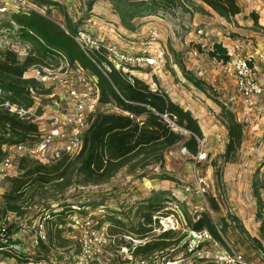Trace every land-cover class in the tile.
<instances>
[{
	"label": "rangeland",
	"instance_id": "374dc122",
	"mask_svg": "<svg viewBox=\"0 0 264 264\" xmlns=\"http://www.w3.org/2000/svg\"><path fill=\"white\" fill-rule=\"evenodd\" d=\"M22 1L33 6L35 4V8L39 7L35 0ZM55 1L59 2L61 11L51 7L50 12L46 13L50 19L64 27L63 18L66 14L73 23L80 22L81 31H84L90 40L104 39V42L128 51L136 52L143 48V43L148 37V28L155 26L159 34V42L166 50L164 67L157 74L150 68H140L134 72L138 78L148 83L151 89L159 88L165 91L172 101L191 112L205 137L201 148L206 153V158L196 160L187 150L184 153L182 151L184 147L179 142L163 152L162 162L152 160L142 167L138 164V160L133 158L103 183L73 185L64 193L65 199L61 200L77 205L92 202H99L102 205L94 208L88 205L76 210L74 216L79 221L78 227L85 228L83 232L84 234L87 232L88 236L83 234L78 238L79 235L73 232L74 228L71 226L73 215H69L66 224L62 227L63 246L52 247L50 252L37 244V236L43 235L45 230L38 218H31L32 213L36 211V205L28 210L29 213L25 217L20 218L7 213L5 218H0V226L12 223L14 231L10 237L11 241H7V237L0 235V243L4 244V250L11 251L14 256L0 253V264H111L112 260L117 261V264L123 262L124 264H142L141 259L133 258L126 247H121L118 251L112 248V252L105 255L102 252L106 247L104 245L112 239H122L126 244L142 241L131 234H125L122 237V233H115L109 238L107 232L110 233L113 228L108 216L112 215L123 221L125 227L121 230L134 226L137 221L136 208L140 206L144 198L150 195L152 189L165 190L168 195L184 204V208L191 216L207 211L213 220L219 223L220 218L226 217L228 213L235 214L239 216L245 230L251 236L258 237V221L254 217L256 204L252 196L251 180L255 173L260 182H264V115L260 117L256 114L249 115L248 121L243 122L244 140L236 158L234 162L223 163L221 155L227 136L226 128L218 119L220 108L217 103H223L233 110L240 122L243 120L244 108L235 90L233 78L223 72V62L211 58L207 52L209 50L207 48H211L213 42L226 44L236 38H243L244 36L234 31L237 23L229 21L227 24L215 13L199 12L194 6H190L189 12L177 9L173 13L159 12L156 16L147 17L136 31L128 32L120 26L117 16L112 13L107 1L96 0L90 10L87 7L89 0ZM237 1L241 4V0ZM254 1L258 3L256 9L260 8L261 11L264 8V0ZM194 2L197 1L194 0ZM244 3H247V0H244ZM41 12L45 14L46 9ZM8 18L7 11L0 12V47L13 48L20 54L19 56L24 57L31 45L19 40L16 27L10 29L2 27ZM93 20L95 25L90 26ZM241 23L244 26V16ZM198 28L200 30H197ZM77 36L79 35H76V38ZM201 42H206L208 47L200 46L198 49L196 45ZM47 63L54 66L40 63V66L30 68L24 75L39 80L42 83L41 91L49 89L51 92L49 94L54 93L51 97L44 93L37 96L36 101L44 107L42 110L41 107L39 108L40 113L46 112L43 115L50 114L46 103L50 101L47 104L53 105L56 101L53 98H57V92L63 93L67 84L62 79L52 81L51 76H46L44 81H40L41 74H38L37 70L44 73L46 71H43V68L60 71V64L55 66L56 62L51 60ZM187 75L199 80L203 89L189 81ZM101 111L114 112V109L110 105H101L99 112ZM213 161L216 162L221 173L222 182L219 185L216 183L218 176L214 172ZM16 173L17 169L11 172L12 175ZM185 187H189V193L184 199L182 192ZM6 188L5 179H1L0 206L1 195ZM260 193L264 199V189H260ZM209 196H213L218 202V211H212L209 208ZM53 208L60 209L56 205ZM172 209L174 215L161 219L160 225L162 229L174 227L181 233L186 232L189 243L187 249L177 251L171 258L167 257L170 260L168 262H164L160 255L150 256L144 261L147 264H218L215 262L214 255L224 247L193 237V231L184 228L182 224L181 211L175 205ZM97 222H102L101 228L92 230ZM229 224L223 236L227 249L231 248L240 253L249 264H264V256H262L264 253L257 249L238 227L233 223ZM68 227L73 231H68ZM160 231L156 229L153 233L158 234ZM198 244L200 247L197 250L190 251ZM35 254H45L47 259L37 261ZM125 259L128 261L126 262Z\"/></svg>",
	"mask_w": 264,
	"mask_h": 264
},
{
	"label": "trees",
	"instance_id": "16d2710c",
	"mask_svg": "<svg viewBox=\"0 0 264 264\" xmlns=\"http://www.w3.org/2000/svg\"><path fill=\"white\" fill-rule=\"evenodd\" d=\"M96 0H89L87 7L90 10ZM110 4L111 11L117 16L120 26L128 32L136 31L147 17L156 16L159 12L173 13L177 9L189 12L190 6L203 13L211 10L217 16L230 20L242 12L237 0H103ZM37 6L45 7L46 12L36 10H8L9 18L3 28L16 27L18 38L28 42L31 46L26 50L24 57L10 47H0V160L5 154L4 146L32 142L37 138L38 126L29 118L20 117L4 106L5 102L17 107L28 109L41 93H51L49 89L40 90L42 83L34 77H25V73L32 67L56 62L57 66L64 60L70 67L80 65L98 79L99 103L112 105L119 112H97L90 118L88 127L83 134L81 149L74 155L63 154L50 163H41L29 157H21L17 161V173L5 176L7 188L1 195L0 218L7 213L16 217H25L29 209L36 205V211L31 218H38L44 227V234L37 236V244L47 252L52 247H62L64 240L61 237L63 226L69 215H75L76 210L90 205L92 208L101 206L99 202L90 204H70L64 200V193L73 185L100 184L110 179L130 159L136 158L142 167L150 161L163 160V152L179 142L187 152L195 155L198 151L197 138L203 137V132L192 116L191 112L171 100L169 95L159 89H151L149 84L138 77L128 79L127 74L112 68L107 77L98 66L85 54L74 37L81 31V24H76L64 14V24L49 18L46 13L51 7L60 9L55 0H35ZM208 9H206V8ZM250 18L257 22L258 16L254 11L249 13ZM84 19V18H83ZM81 21V20H80ZM83 21V20H82ZM83 24V22H82ZM26 44V43H24ZM196 47L199 49L200 44ZM208 55L221 62L228 60L225 47L221 42H213ZM102 48L92 51L96 62L105 59ZM189 81L203 89L199 80L187 75ZM220 111L218 119L226 128V142L221 158L223 163L234 162L237 152L244 140V123L240 122L234 111L223 103H217ZM38 112L40 110L38 109ZM125 112L133 115L129 117ZM173 118L184 132H175L164 118ZM216 183L219 185L221 173L216 162L213 161ZM252 196L255 199V219L259 222L258 237L251 236L241 224V220L228 213L216 223L207 211L198 212L191 216L184 208V204L167 194L165 190L152 189L150 195L144 198L136 208L137 221L134 226L121 230L125 224L120 218L109 215L113 230L107 234L109 238L115 233L134 235L142 240L136 244H126L122 239H112L103 248V254L111 253L112 248L118 251L126 247L129 254L135 259L144 260L153 255H160L164 262L170 261L174 253L188 247L186 232L174 227L162 229L160 220L174 213L173 205L182 213V224L193 232L207 231L218 244L227 248L224 241V232L233 223L234 226L248 237V239L264 253V199L260 189H264V182H260L254 173L251 180ZM60 199V201H56ZM209 208L219 210V204L213 196L208 197ZM60 207L56 210L54 206ZM174 215V214H173ZM229 221V222H228ZM102 222H97L92 230L101 228ZM12 223L0 226V235L10 237L14 231ZM89 228V227H88ZM161 230L158 234L153 233ZM68 231H73L68 227ZM86 231V230H84ZM123 231V232H122ZM78 238L84 232L83 228H74ZM88 236L87 232L84 234ZM67 241V240H65ZM200 244L190 251L197 250ZM99 252V249H97ZM0 253L14 256L11 251L4 250L0 243ZM37 261L46 260L45 254H35ZM169 257V258H167ZM118 259V258H117ZM116 259V260H117ZM127 262L128 260L125 259ZM118 263L115 260L111 264ZM124 264V262L122 263Z\"/></svg>",
	"mask_w": 264,
	"mask_h": 264
},
{
	"label": "built area",
	"instance_id": "2783aa9c",
	"mask_svg": "<svg viewBox=\"0 0 264 264\" xmlns=\"http://www.w3.org/2000/svg\"><path fill=\"white\" fill-rule=\"evenodd\" d=\"M34 6L22 0H0V12L36 10L42 13L41 11L45 9L42 6L40 8ZM94 25L93 20L90 26ZM78 35L77 38L74 37L75 41L106 77L112 68L121 70L124 74H127L129 80H132V77H137L135 70L150 68L153 73L157 74L164 67L166 50L159 42V34L155 26L148 28V37L143 43L144 46L136 52L104 42V39L90 40L84 31H79ZM222 45L228 55V60L222 63L223 72L231 76L235 82V90L241 98L244 108L241 122H246L249 115L251 116V113L256 109H264V81L259 78L258 69L253 60L254 55L244 50L243 41L234 40L231 43H222ZM200 46L207 48L208 44L201 42ZM99 48L103 49L105 59L96 62L92 57V51ZM59 64L60 71L57 72L43 68L44 70H42L46 71L44 73L36 69V72L41 74L40 81H44L46 76H51L52 81L62 79L67 83L66 90L63 93L57 92V98H53L56 99L53 105L47 104L50 101L46 103L49 108V115H43L46 112H38L40 107L41 110L44 107L36 101L37 97L28 109L17 107L8 102L4 103V106L8 107L11 112L35 122L38 126V134L32 142H19L4 146L5 154L0 160V181L5 176L12 175L11 172L17 169V161L21 157H29L41 163H50L63 154L74 155L81 149L83 134L89 125L90 118L99 111V106H101L99 103L98 79L78 64L70 67L64 60ZM51 95H54V93L49 94V97ZM112 107L115 112L120 111L117 107ZM125 114L133 117L128 112H125ZM164 118L175 132L184 131L173 118H168L165 115ZM204 140V136L197 138L198 151L193 155L196 160L206 158V153L201 148ZM182 151L186 152L185 147ZM188 191L189 187H185L182 192L184 199L187 197ZM75 217L73 215L71 226L79 228V221ZM192 236L199 240L212 242L215 245L218 244L205 230L198 233L192 232ZM214 259L218 264H249L240 253L231 248L217 251ZM144 260H141V263L147 264Z\"/></svg>",
	"mask_w": 264,
	"mask_h": 264
},
{
	"label": "crops",
	"instance_id": "0c3cea01",
	"mask_svg": "<svg viewBox=\"0 0 264 264\" xmlns=\"http://www.w3.org/2000/svg\"><path fill=\"white\" fill-rule=\"evenodd\" d=\"M257 4L258 3L255 2L254 0H247V3H244V0H241V4H240L242 7L241 13L235 15L230 20H225L224 18L219 17V16L218 18L222 19L227 24H229V21H232V23H235V22L237 23L236 25L234 24L235 25L234 31H236L240 36H244V37L236 38L234 40H242L244 44V50L254 55L253 60L258 69L259 78L260 80L264 81V33H262L264 32V8H262L261 11H260V8L256 9ZM251 11H254L256 15L258 16L256 23H254V21L249 16V13ZM209 12H212V11L209 10ZM239 16H241V18ZM243 16H244V22H245L244 26L241 23ZM245 27L246 29H244ZM197 30H200V28H198ZM234 40H231L229 43H231ZM258 110L259 109H256L254 112L251 113V115L256 114L257 117L264 115V109H260L259 111ZM257 117H256V120H257ZM237 217L239 218V216ZM258 226H259V223L257 222V227Z\"/></svg>",
	"mask_w": 264,
	"mask_h": 264
}]
</instances>
